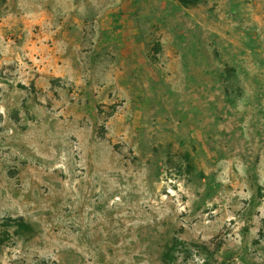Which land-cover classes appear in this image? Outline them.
Returning <instances> with one entry per match:
<instances>
[{
	"label": "rangeland",
	"instance_id": "1",
	"mask_svg": "<svg viewBox=\"0 0 264 264\" xmlns=\"http://www.w3.org/2000/svg\"><path fill=\"white\" fill-rule=\"evenodd\" d=\"M0 264H264V0H0Z\"/></svg>",
	"mask_w": 264,
	"mask_h": 264
},
{
	"label": "trees",
	"instance_id": "2",
	"mask_svg": "<svg viewBox=\"0 0 264 264\" xmlns=\"http://www.w3.org/2000/svg\"><path fill=\"white\" fill-rule=\"evenodd\" d=\"M22 223V222H21ZM22 225H25V224H22ZM26 227H29V228H31V226L30 225H28V226H26Z\"/></svg>",
	"mask_w": 264,
	"mask_h": 264
}]
</instances>
